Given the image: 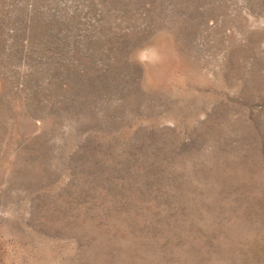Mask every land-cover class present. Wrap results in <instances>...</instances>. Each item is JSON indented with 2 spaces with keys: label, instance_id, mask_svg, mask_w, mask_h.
<instances>
[{
  "label": "rangeland",
  "instance_id": "1",
  "mask_svg": "<svg viewBox=\"0 0 264 264\" xmlns=\"http://www.w3.org/2000/svg\"><path fill=\"white\" fill-rule=\"evenodd\" d=\"M0 264H264V0H0Z\"/></svg>",
  "mask_w": 264,
  "mask_h": 264
}]
</instances>
